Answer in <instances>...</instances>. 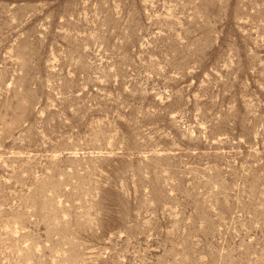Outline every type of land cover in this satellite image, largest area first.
Masks as SVG:
<instances>
[{
    "label": "rangeland",
    "instance_id": "374dc122",
    "mask_svg": "<svg viewBox=\"0 0 264 264\" xmlns=\"http://www.w3.org/2000/svg\"><path fill=\"white\" fill-rule=\"evenodd\" d=\"M0 264H264V0H0Z\"/></svg>",
    "mask_w": 264,
    "mask_h": 264
}]
</instances>
